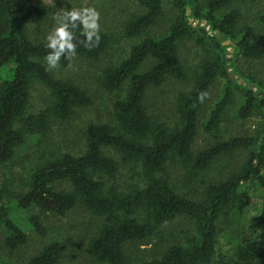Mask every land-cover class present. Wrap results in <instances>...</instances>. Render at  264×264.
I'll return each mask as SVG.
<instances>
[{
  "label": "trees",
  "instance_id": "1",
  "mask_svg": "<svg viewBox=\"0 0 264 264\" xmlns=\"http://www.w3.org/2000/svg\"><path fill=\"white\" fill-rule=\"evenodd\" d=\"M130 1L140 10L119 22L120 38L129 42L123 59H109L114 38L105 21L104 28L100 25L98 44L86 46L77 30L76 55L61 56L57 64L65 69L77 61L99 71V88L119 94L112 104V120L86 125L80 155L47 156L30 169L26 189L14 197L15 207L0 204L3 245L14 251L27 241L11 219L14 211L37 209L64 216L79 207L99 221L85 244L88 256L99 264L264 263V133L228 139L217 135L234 90L242 96L239 119L262 109L256 92L247 84L264 94V82L239 74L234 62L263 58L264 36L250 25L240 27L242 15L233 6L234 0H170L176 14L161 34L152 29L163 13V0ZM80 7L92 6L79 3L66 9ZM49 14L50 8L41 0H0V166L13 159L26 135L44 134L51 122L66 121L92 103L86 88L52 75L42 62L51 51L45 47L47 41L33 42L27 34L29 24L45 20ZM260 20L264 22V18ZM195 21H204L209 31L203 34L193 25ZM187 41L200 50V60L190 88L175 97V119L164 122L149 114L147 92L166 80L187 78L179 55L180 46ZM223 41H229V46L224 47ZM146 61L151 64L141 71ZM229 69L245 84L231 79ZM219 78L225 80V86L203 126L211 141L193 152L199 111ZM35 83L46 89V105L37 114H28ZM104 150L112 151L118 160ZM237 152H246L238 171L208 183L194 199L178 193L172 171L192 181L208 172L220 157ZM58 184H66L69 190H56ZM255 191L259 205L248 217L234 254L227 261L216 258L219 221L247 216L255 207ZM177 220L188 224L180 238L161 249L157 257L129 261L124 251L127 244L159 236L167 224ZM28 222L38 236H46L36 215L28 217ZM67 243L52 240L43 244L26 264L70 262Z\"/></svg>",
  "mask_w": 264,
  "mask_h": 264
},
{
  "label": "rangeland",
  "instance_id": "2",
  "mask_svg": "<svg viewBox=\"0 0 264 264\" xmlns=\"http://www.w3.org/2000/svg\"><path fill=\"white\" fill-rule=\"evenodd\" d=\"M50 8L49 16L42 21L29 24L27 34L33 42L46 41L47 34L51 31L55 21L53 14L59 9L69 6L90 4L100 13V25L111 30L114 41L110 48V60L113 62L123 59L126 48L129 45L127 40L121 37L119 22L132 13H138L137 8L130 0H41ZM233 6L241 12L242 19L240 27L250 25L259 36H264V0H234ZM126 14V15H125ZM176 10L170 0H163V13L157 24L153 27L154 34L163 33L174 18ZM258 22V23H257ZM198 29L208 32V27L202 22L193 24ZM224 47L229 43L222 42ZM232 53V48L228 49ZM200 50L194 47L193 43L187 41L180 46V58L186 67L187 78L183 81L169 79L157 89H149L147 92L146 106L149 114L161 121L171 122L173 117L174 100L178 93L187 91L192 82V74L200 60ZM50 70L52 75L58 79L70 80L80 87L86 88L91 96L92 103L89 107L78 109L74 115L66 121H53L44 134L26 135L23 144L15 151L13 159L0 166V204L15 207L14 197L26 189L30 176V169L38 163L41 158L47 156H59L63 154L80 155L84 150V130L89 123H104L112 120V104L119 94H107L98 86L97 77L99 71L87 63L74 61L65 69L48 66L46 60L42 61ZM151 62L146 61L141 71L147 69ZM237 71L243 76H252L256 81L264 82V57L257 61H246L236 59L234 62ZM233 74V79H241L236 76L232 69L228 70ZM225 86V80L219 78L211 86L208 99L198 114V132L192 145V151L203 149L211 137L203 130L208 114L214 103L220 96ZM256 97L260 100L262 109L253 113L245 120L237 117V110L242 103V96L234 90V98L231 105L222 115L217 135L223 139L232 137H259L264 133V94L256 91ZM47 91L40 84H33L31 87L30 104L28 114H37L46 105ZM104 153L118 160V156L110 150ZM246 158V152H237L232 155L220 157L216 160L208 172L192 181L185 180L182 173L172 171V178L175 182L178 193L185 194L188 198L194 199L208 183H215L223 180L229 173L238 171ZM56 190L68 191L66 184H58ZM256 192V193H255ZM253 194L255 207L244 217L230 216L227 220L221 219L217 226L216 258H223L227 261L234 254L235 246L244 235L248 217L255 213L258 208L259 197L257 191ZM36 215L41 225L46 229V236H38L30 223L28 217ZM12 221L26 234V243L17 250L10 251L3 245V231L0 227V264H26L27 259L32 256L41 246L49 241L68 242V256L70 262L66 264H99L92 260L86 252V241L92 235L99 224L98 219L93 218L82 208H75L64 216H57L50 213H40L37 209L29 211H14L11 214ZM187 222L177 220L167 224L159 236H153L146 241L127 244L124 247L125 254L130 262L138 263L157 257L159 251L175 242L186 232ZM264 264V263H261Z\"/></svg>",
  "mask_w": 264,
  "mask_h": 264
},
{
  "label": "clouds",
  "instance_id": "3",
  "mask_svg": "<svg viewBox=\"0 0 264 264\" xmlns=\"http://www.w3.org/2000/svg\"><path fill=\"white\" fill-rule=\"evenodd\" d=\"M53 20L55 23L46 36L45 44V47L51 50L45 57L51 68L57 66L61 56L68 59L76 55L74 40L77 39V30L84 37L83 43L86 46H94L100 41V13L94 7H62L53 14Z\"/></svg>",
  "mask_w": 264,
  "mask_h": 264
},
{
  "label": "water",
  "instance_id": "4",
  "mask_svg": "<svg viewBox=\"0 0 264 264\" xmlns=\"http://www.w3.org/2000/svg\"><path fill=\"white\" fill-rule=\"evenodd\" d=\"M198 21H195L194 24H197ZM203 23L205 24V22L203 21ZM201 32L203 34H205L206 32L204 30L201 29ZM226 43H229V41H226ZM230 78L232 79L233 78V74H229ZM242 83V80L241 79H238L237 80V84H241ZM247 88L250 89V90H253V86L251 84H247Z\"/></svg>",
  "mask_w": 264,
  "mask_h": 264
}]
</instances>
